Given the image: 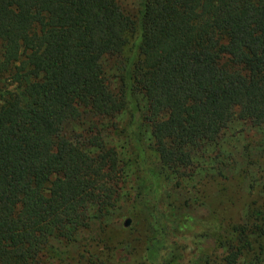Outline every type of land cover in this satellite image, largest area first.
<instances>
[{
    "label": "trees",
    "instance_id": "1",
    "mask_svg": "<svg viewBox=\"0 0 264 264\" xmlns=\"http://www.w3.org/2000/svg\"><path fill=\"white\" fill-rule=\"evenodd\" d=\"M129 45L118 83L108 61ZM127 108L154 183L155 262L174 240L189 245L167 221L165 178L136 131L149 125L164 170L181 180L199 159L218 163L235 108L264 125V0H139L134 14L119 0H0V264H45L52 239L73 240L92 210L104 218L116 205L118 152L95 144L99 124ZM73 123L83 129L67 131ZM248 212L206 264H264V210Z\"/></svg>",
    "mask_w": 264,
    "mask_h": 264
},
{
    "label": "rangeland",
    "instance_id": "2",
    "mask_svg": "<svg viewBox=\"0 0 264 264\" xmlns=\"http://www.w3.org/2000/svg\"><path fill=\"white\" fill-rule=\"evenodd\" d=\"M119 2L128 12H137L139 0ZM132 50L129 45L124 56L108 61L109 73L116 76L114 81L121 83L120 76ZM135 97L144 109L143 95L136 92ZM90 122L86 119L87 124ZM131 122L127 108L114 119L99 124V140L95 144L100 152H118L123 178L116 205L104 218L92 210L91 227L78 230L73 240L52 239L45 252V264H206L209 256L226 253L218 240L230 236L228 228L232 223L247 221L252 205L264 210V125L240 119L235 108L221 140L224 154L218 163L199 159L197 168L179 180L175 173L164 170L150 127L143 122L136 135L141 138L149 161L165 178L162 210L171 227L185 236L189 245L184 251L182 240H174L153 262L148 248L161 234L155 218L154 183L139 162L138 150L130 137ZM82 129L75 123L67 127V131L76 133ZM127 219L130 223L125 225Z\"/></svg>",
    "mask_w": 264,
    "mask_h": 264
},
{
    "label": "water",
    "instance_id": "3",
    "mask_svg": "<svg viewBox=\"0 0 264 264\" xmlns=\"http://www.w3.org/2000/svg\"><path fill=\"white\" fill-rule=\"evenodd\" d=\"M130 223V220L127 219L126 222H125V225H128Z\"/></svg>",
    "mask_w": 264,
    "mask_h": 264
}]
</instances>
